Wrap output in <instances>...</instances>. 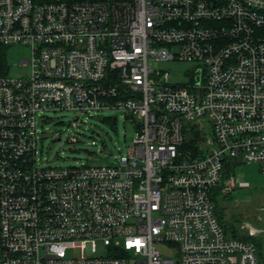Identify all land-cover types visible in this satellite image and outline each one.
Masks as SVG:
<instances>
[{
	"label": "built area",
	"instance_id": "1",
	"mask_svg": "<svg viewBox=\"0 0 264 264\" xmlns=\"http://www.w3.org/2000/svg\"><path fill=\"white\" fill-rule=\"evenodd\" d=\"M13 45L31 58L0 75V264H264V206L229 233L212 199L236 163L264 175V0H0ZM176 62L181 80L155 67ZM58 111H117L136 136L116 164L50 166L37 119Z\"/></svg>",
	"mask_w": 264,
	"mask_h": 264
},
{
	"label": "rangeland",
	"instance_id": "2",
	"mask_svg": "<svg viewBox=\"0 0 264 264\" xmlns=\"http://www.w3.org/2000/svg\"><path fill=\"white\" fill-rule=\"evenodd\" d=\"M9 75L23 77L28 69L20 67L22 61L31 58V49L13 45L5 49ZM169 70L177 80L184 78L191 68L183 62L156 65ZM96 121L94 118L101 116ZM79 114L76 111L44 112L37 119L38 156L54 167H78L82 165H113L116 159L125 154L136 136L134 122L117 111H105L101 114ZM77 118H79L78 121ZM114 118H117L114 124ZM71 138H75L72 141ZM234 175L237 187L229 194H222L216 200L215 213L227 226V232L236 231L241 222L254 221L257 210L264 206V175L256 164L236 163ZM240 183L248 185L241 187ZM237 235L241 236L237 233ZM166 254V245L159 246Z\"/></svg>",
	"mask_w": 264,
	"mask_h": 264
},
{
	"label": "trees",
	"instance_id": "3",
	"mask_svg": "<svg viewBox=\"0 0 264 264\" xmlns=\"http://www.w3.org/2000/svg\"><path fill=\"white\" fill-rule=\"evenodd\" d=\"M36 4H47V3H54V2H67V3H74V2H82V1H92V0H33ZM6 46H0V75H7L9 73L7 58L5 49ZM202 130L200 129V126L194 125V124H188L185 127L184 134H185V143L182 147V149L185 152H190L193 155L197 154L200 140L202 138L201 134ZM233 162H226L225 168H224V178L226 179L228 173L233 169ZM223 183L221 182L214 190L212 199L214 204H216L217 198L220 197L222 193ZM223 194V193H222ZM221 225L227 230H230L231 226L225 225L224 221L222 219H219ZM234 231L230 232L233 233Z\"/></svg>",
	"mask_w": 264,
	"mask_h": 264
},
{
	"label": "water",
	"instance_id": "4",
	"mask_svg": "<svg viewBox=\"0 0 264 264\" xmlns=\"http://www.w3.org/2000/svg\"><path fill=\"white\" fill-rule=\"evenodd\" d=\"M101 116H98V117H95L94 119L96 120V121H98V120H101ZM77 121V120H76ZM116 123V121L114 120V124Z\"/></svg>",
	"mask_w": 264,
	"mask_h": 264
}]
</instances>
